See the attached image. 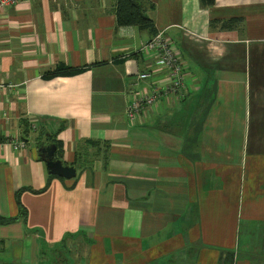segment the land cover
<instances>
[{"label": "crops", "instance_id": "1", "mask_svg": "<svg viewBox=\"0 0 264 264\" xmlns=\"http://www.w3.org/2000/svg\"><path fill=\"white\" fill-rule=\"evenodd\" d=\"M144 1L152 32L119 27L117 0L0 13V264L65 245L81 264H264V0ZM159 31L188 94L129 122ZM51 146L73 179L49 175Z\"/></svg>", "mask_w": 264, "mask_h": 264}, {"label": "built area", "instance_id": "2", "mask_svg": "<svg viewBox=\"0 0 264 264\" xmlns=\"http://www.w3.org/2000/svg\"><path fill=\"white\" fill-rule=\"evenodd\" d=\"M30 1L0 0V13ZM140 54L151 64L146 72L137 76V81H148L149 87L141 93H133L127 102L126 117L129 122H133L140 114L154 109L162 101L171 97L179 100L185 99L189 89L184 75L183 62L164 31L157 32L141 49ZM7 143L14 150L24 149V143L17 138H10Z\"/></svg>", "mask_w": 264, "mask_h": 264}, {"label": "trees", "instance_id": "3", "mask_svg": "<svg viewBox=\"0 0 264 264\" xmlns=\"http://www.w3.org/2000/svg\"><path fill=\"white\" fill-rule=\"evenodd\" d=\"M199 4L202 8L210 9L214 7L215 0H199ZM146 5L147 3L144 0H117L115 12L117 25L119 27H136L140 30L152 32L153 23L143 12ZM231 25L230 23L224 24L223 29H229ZM14 221L0 218L1 225H7Z\"/></svg>", "mask_w": 264, "mask_h": 264}, {"label": "water", "instance_id": "4", "mask_svg": "<svg viewBox=\"0 0 264 264\" xmlns=\"http://www.w3.org/2000/svg\"><path fill=\"white\" fill-rule=\"evenodd\" d=\"M40 153L50 176L65 180H71L75 177V170L72 167L63 166L61 161L55 159V148L53 146L41 149Z\"/></svg>", "mask_w": 264, "mask_h": 264}, {"label": "rangeland", "instance_id": "5", "mask_svg": "<svg viewBox=\"0 0 264 264\" xmlns=\"http://www.w3.org/2000/svg\"><path fill=\"white\" fill-rule=\"evenodd\" d=\"M67 249H69L70 252H68ZM57 250L61 251L60 255ZM46 251H47L46 252V262L48 264H52V260H53V263H56V264H81L78 257H76L77 253H74L71 250V247L68 248V246L66 245L63 246V248L57 246L53 252L52 251L48 252V250ZM77 259H78V262H77Z\"/></svg>", "mask_w": 264, "mask_h": 264}]
</instances>
